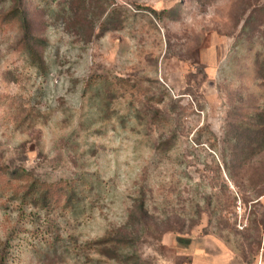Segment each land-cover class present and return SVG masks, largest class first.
I'll list each match as a JSON object with an SVG mask.
<instances>
[{"label": "rangeland", "instance_id": "1", "mask_svg": "<svg viewBox=\"0 0 264 264\" xmlns=\"http://www.w3.org/2000/svg\"><path fill=\"white\" fill-rule=\"evenodd\" d=\"M263 108L264 0H0V257L121 264L93 241L122 232L147 264H257L264 147L231 125Z\"/></svg>", "mask_w": 264, "mask_h": 264}, {"label": "trees", "instance_id": "2", "mask_svg": "<svg viewBox=\"0 0 264 264\" xmlns=\"http://www.w3.org/2000/svg\"><path fill=\"white\" fill-rule=\"evenodd\" d=\"M23 12V11H22ZM157 12V11H156ZM19 15L22 16L25 35L24 39L28 49L32 53L33 57H36L38 66L44 67V60L39 54L36 48L30 41V30L27 24V19L24 12L17 14V10L14 11V17ZM13 16V15H12ZM252 121L241 122L237 126L232 124V128L237 132L234 138H236L235 147L242 141V146L253 145L254 148L260 146L264 147V108L253 115ZM241 129L240 132H238ZM257 131L256 135H252L250 132ZM243 137V139H241ZM14 178L22 179L24 189V195L28 196L30 200L37 202L44 200L48 202L54 193L64 191L66 197L75 194V185L70 184L67 180H60L56 182H47L38 177L35 173L30 170H16L6 171ZM143 210V206L141 207ZM93 244L96 245V249L103 255H106L110 259L117 260L121 264H147L141 257V255L134 249L136 246V238L131 234H123L122 232L110 233L98 240H94ZM0 264H6L5 258L0 257Z\"/></svg>", "mask_w": 264, "mask_h": 264}, {"label": "crops", "instance_id": "3", "mask_svg": "<svg viewBox=\"0 0 264 264\" xmlns=\"http://www.w3.org/2000/svg\"><path fill=\"white\" fill-rule=\"evenodd\" d=\"M263 256H262V259H260L258 262H257V264H264V248H263ZM199 264V263H198ZM213 264H231V263H225V262H223V261H221V262H218V263H213Z\"/></svg>", "mask_w": 264, "mask_h": 264}]
</instances>
